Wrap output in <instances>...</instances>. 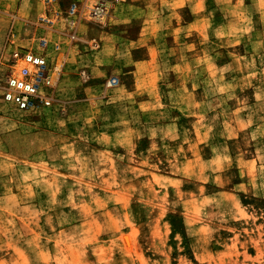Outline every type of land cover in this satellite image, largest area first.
I'll return each mask as SVG.
<instances>
[{
  "label": "rangeland",
  "instance_id": "obj_1",
  "mask_svg": "<svg viewBox=\"0 0 264 264\" xmlns=\"http://www.w3.org/2000/svg\"><path fill=\"white\" fill-rule=\"evenodd\" d=\"M130 1L53 107L0 69V264H264V0Z\"/></svg>",
  "mask_w": 264,
  "mask_h": 264
},
{
  "label": "crops",
  "instance_id": "obj_2",
  "mask_svg": "<svg viewBox=\"0 0 264 264\" xmlns=\"http://www.w3.org/2000/svg\"><path fill=\"white\" fill-rule=\"evenodd\" d=\"M74 1L86 2L91 0H59V4L52 11L47 10L41 0H0V69L3 66L9 67L12 53L17 49H22L44 55L55 71L61 68L65 70L73 62L80 64L88 59L87 62L92 63L88 64L86 70L92 76L104 75L102 73L103 66L106 62L109 63L110 57L105 56L101 61H97L100 57L94 56L92 58L93 56L85 53L86 46L82 42L76 45L71 44L68 35L71 26L68 18L55 20L52 24H44L40 20L41 17L53 19L56 10L66 12ZM148 1L152 2V0ZM130 5H132L130 0L119 1L117 8H125L123 12L117 9L118 13L116 11L114 16L117 19L115 20L116 26L129 22L126 7ZM91 26V24L85 26V23H81L78 27L79 37L93 38L97 36L101 39L102 46L105 47L109 40V34L102 33ZM42 39L47 41L45 48L40 44ZM140 40H126V43L135 44ZM131 57L130 53L125 57L129 59H124L121 65L130 64ZM97 69L100 70V73L94 75L93 73L98 71ZM133 71L135 72V69ZM133 71L130 70L129 73ZM117 72L119 70L116 71L113 77L118 78Z\"/></svg>",
  "mask_w": 264,
  "mask_h": 264
},
{
  "label": "built area",
  "instance_id": "obj_3",
  "mask_svg": "<svg viewBox=\"0 0 264 264\" xmlns=\"http://www.w3.org/2000/svg\"><path fill=\"white\" fill-rule=\"evenodd\" d=\"M47 10H54L59 0H41ZM119 0H95L89 2H73L66 13L55 11L53 19L41 17L44 24H52L56 20L69 19L72 33L69 34L71 41L77 40V29L81 21H93L107 24L113 17V12L118 6ZM43 48L47 41L40 40ZM93 43V47H97ZM11 65L5 75L3 85V98L6 103L14 105L21 111H33L53 107L57 103L56 91L58 77L48 59L34 51L16 50L11 56ZM109 86L118 84V78H111Z\"/></svg>",
  "mask_w": 264,
  "mask_h": 264
}]
</instances>
